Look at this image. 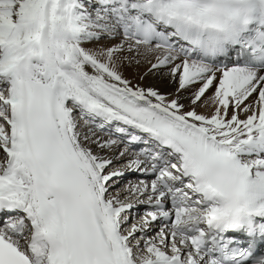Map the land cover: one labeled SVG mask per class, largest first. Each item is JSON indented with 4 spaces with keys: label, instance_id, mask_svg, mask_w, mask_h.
Returning <instances> with one entry per match:
<instances>
[{
    "label": "snow or ice",
    "instance_id": "obj_1",
    "mask_svg": "<svg viewBox=\"0 0 264 264\" xmlns=\"http://www.w3.org/2000/svg\"><path fill=\"white\" fill-rule=\"evenodd\" d=\"M239 19L0 0V264H264V32L200 35Z\"/></svg>",
    "mask_w": 264,
    "mask_h": 264
},
{
    "label": "clouds",
    "instance_id": "obj_2",
    "mask_svg": "<svg viewBox=\"0 0 264 264\" xmlns=\"http://www.w3.org/2000/svg\"><path fill=\"white\" fill-rule=\"evenodd\" d=\"M227 4L238 10L242 17L247 18L245 23L243 19L233 21L229 24L227 31L220 30L219 27L212 25L204 26L200 29L203 49L206 50L208 58H212L213 50L222 48L227 50L230 47L237 46L233 42L244 35H256L249 33V29L255 23V16L257 13L264 14V0H226ZM260 31L264 32V25L260 26ZM236 33V35H233ZM204 54V51L201 52Z\"/></svg>",
    "mask_w": 264,
    "mask_h": 264
}]
</instances>
